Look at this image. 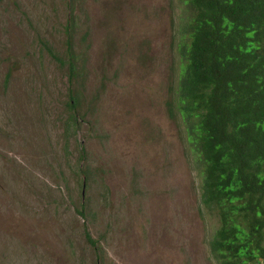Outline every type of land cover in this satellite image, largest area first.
<instances>
[{
    "label": "rangeland",
    "instance_id": "1",
    "mask_svg": "<svg viewBox=\"0 0 264 264\" xmlns=\"http://www.w3.org/2000/svg\"><path fill=\"white\" fill-rule=\"evenodd\" d=\"M181 6L0 0V264H218V221L170 111ZM69 17L76 82L55 56L65 60Z\"/></svg>",
    "mask_w": 264,
    "mask_h": 264
},
{
    "label": "trees",
    "instance_id": "2",
    "mask_svg": "<svg viewBox=\"0 0 264 264\" xmlns=\"http://www.w3.org/2000/svg\"><path fill=\"white\" fill-rule=\"evenodd\" d=\"M178 2L180 71L170 111L179 114L185 131L200 178V205L218 221L209 251L218 264H264V0ZM72 28L69 17L65 60L55 56L76 82ZM76 88L66 103L71 124ZM88 210L82 196L76 211L84 219ZM84 236L99 258L98 240L86 224Z\"/></svg>",
    "mask_w": 264,
    "mask_h": 264
}]
</instances>
